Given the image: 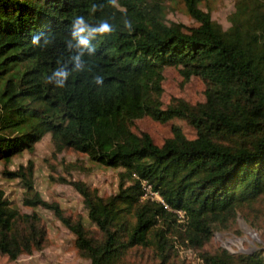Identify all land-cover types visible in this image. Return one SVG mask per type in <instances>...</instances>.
<instances>
[{"label":"trees","instance_id":"trees-1","mask_svg":"<svg viewBox=\"0 0 264 264\" xmlns=\"http://www.w3.org/2000/svg\"><path fill=\"white\" fill-rule=\"evenodd\" d=\"M179 2L194 26L165 20L163 0H0V161L32 153L47 135L54 154L71 151L118 171L105 198L67 182L94 233L40 199L32 163L2 172L20 183L22 205L51 212L88 264H120L148 246L164 264L174 243L197 251L200 264H264L262 251L203 250L264 197V0H234L226 29L199 9L201 0ZM77 17L90 30L106 23L112 31H89L83 47L73 35ZM166 68L183 82L196 78L202 100L164 106ZM58 71L67 73L62 86ZM142 118L170 122V137L156 145L134 128ZM141 182L181 217L141 199ZM45 238L40 219L20 214L0 190V254L15 260Z\"/></svg>","mask_w":264,"mask_h":264},{"label":"rangeland","instance_id":"rangeland-1","mask_svg":"<svg viewBox=\"0 0 264 264\" xmlns=\"http://www.w3.org/2000/svg\"><path fill=\"white\" fill-rule=\"evenodd\" d=\"M165 20L180 23L185 27H192L195 23L185 14L179 0H163ZM234 0H201L199 9L209 12L212 21L222 29L228 28L227 17L233 11ZM164 81L161 95L162 104H175L181 98L194 103L202 100L203 86L196 78L181 81L177 70L166 68L163 70ZM183 133L192 137V133L183 123L173 121ZM134 128L148 134L156 145L170 137V122L158 124L148 118L135 122ZM27 162L33 165V187L40 199L46 203H55L62 214L71 220H81L89 233H94V226L86 217L85 208L80 196L67 182L80 181L97 195L105 198L116 191L117 170L96 167L85 157L66 151L59 155L52 152L48 136L38 142L32 153L22 152L10 159L8 163L0 161V190L4 198L10 202L20 214L34 213L44 227L46 238L39 250L30 254H21L15 260H9L0 254V264H88V260L79 256L74 245L72 235L54 219L50 211L25 207L21 204L23 189L16 180L8 181L2 177L3 171H14L18 166H25ZM61 180H65L62 183ZM264 211V197L250 207H244L237 214L235 221L225 230L212 233L203 250L223 248L231 253H252L262 251L264 255V219L255 218V213L261 215ZM181 217V214L178 215ZM93 235V234H92ZM167 257L164 264H200L198 252L174 243L166 249ZM159 256L153 246L136 247L129 250L120 264H158Z\"/></svg>","mask_w":264,"mask_h":264},{"label":"clouds","instance_id":"clouds-1","mask_svg":"<svg viewBox=\"0 0 264 264\" xmlns=\"http://www.w3.org/2000/svg\"><path fill=\"white\" fill-rule=\"evenodd\" d=\"M73 27L76 29L73 35L78 39L79 45L83 47L89 46V40L86 37V33H88L89 31L93 33H99V34H107L112 31L111 27L106 23L101 24L99 27L92 28L90 30L89 27L85 23L84 17H77L73 21ZM38 41H39V35H34L32 37V44L38 45ZM54 75L59 78L58 86H62L63 80L67 78V73L63 71H58Z\"/></svg>","mask_w":264,"mask_h":264},{"label":"built area","instance_id":"built-area-1","mask_svg":"<svg viewBox=\"0 0 264 264\" xmlns=\"http://www.w3.org/2000/svg\"><path fill=\"white\" fill-rule=\"evenodd\" d=\"M141 189L143 191V195L141 197V199H148L150 201H155L158 202L160 205H162V207L166 210V211H171L170 209H168V207L163 203V201L160 199V197L158 196V194L156 192H153L151 190V187L149 185H147L145 182H141ZM172 213H175L177 216L180 215V212L178 211H171Z\"/></svg>","mask_w":264,"mask_h":264}]
</instances>
